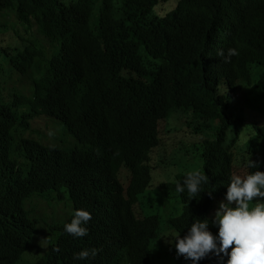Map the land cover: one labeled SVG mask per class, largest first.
Instances as JSON below:
<instances>
[{
	"label": "trees",
	"instance_id": "1",
	"mask_svg": "<svg viewBox=\"0 0 264 264\" xmlns=\"http://www.w3.org/2000/svg\"><path fill=\"white\" fill-rule=\"evenodd\" d=\"M0 13L17 19L0 23V58L10 57L0 61V264H143L146 255L192 264L173 238L198 220L218 238L213 221L234 170L264 172V115L252 110L253 131L241 128L246 107L264 113V0H0ZM230 48L239 54L226 59ZM4 63L29 82L27 93L3 83ZM171 114L185 128L170 125L176 133L163 141L158 127ZM46 120L72 140L38 123ZM190 146L208 177L197 194L186 175L164 183L155 173ZM150 192H163L178 214L163 222ZM58 206L70 211L65 220L54 218ZM76 210L94 216L82 225L90 236L65 231ZM91 248L101 250L74 259ZM228 258L209 253L196 264Z\"/></svg>",
	"mask_w": 264,
	"mask_h": 264
},
{
	"label": "clouds",
	"instance_id": "2",
	"mask_svg": "<svg viewBox=\"0 0 264 264\" xmlns=\"http://www.w3.org/2000/svg\"><path fill=\"white\" fill-rule=\"evenodd\" d=\"M217 54L223 56L224 52L220 51ZM238 54L236 49L230 48L226 59ZM244 123L245 119L241 126L245 127ZM260 125H264V122H259ZM245 148L243 145L235 146L237 152ZM21 151L26 155L23 147ZM239 159L238 163L241 164ZM82 163L85 167V160ZM239 164L236 165L240 166ZM247 164L249 167H258L252 160L247 161ZM60 165H57V169ZM80 177L82 178V174ZM202 182H208V177L195 172L189 173L184 183L190 194H197ZM176 191L183 192L184 188L177 184ZM226 201L220 203L213 221L219 226L218 238L208 231L207 221L198 220L192 224L183 238L180 236L173 238L178 257L183 256L191 260L192 264H196L209 253H214L217 257L224 253L229 256L227 264H264V172L256 171L246 178L233 177L227 189ZM233 204L235 207L231 206ZM91 215L88 210H76L71 222L65 224V231L75 237L86 236L88 229L82 225L93 221L94 216L91 218ZM97 251L83 250L74 254V259H87L90 255L95 257Z\"/></svg>",
	"mask_w": 264,
	"mask_h": 264
},
{
	"label": "rangeland",
	"instance_id": "3",
	"mask_svg": "<svg viewBox=\"0 0 264 264\" xmlns=\"http://www.w3.org/2000/svg\"><path fill=\"white\" fill-rule=\"evenodd\" d=\"M16 20L17 19L14 18V17H12V18L6 17V15L0 13V23H4V21H5V22H8V23H11L12 25H14V24L17 23ZM10 46L12 47V49H14V48L23 49L25 44L22 45V44H18L17 43V44H10ZM56 48H57V46H56ZM9 52L13 53L12 51H9ZM1 57L3 59H5V60L0 58V61L8 62L9 59H10V57L7 56L3 52H1ZM46 67H47V63H46V65H44L42 67V72L43 73L45 72ZM14 76H16L18 79L14 78ZM21 80H22V83H21ZM3 83L7 84L10 90H12V89L17 90L18 89L19 91H24L25 93H27L26 92V88L29 86V82L27 80H25V79H20L17 76V74L12 72L11 68L9 66H7L6 63H4ZM19 83H21V85H17V87H16V84H19ZM7 85H5L6 88H7ZM7 90H8V88H7ZM2 94L4 96H6L7 92L5 90H2ZM3 98H4L5 102L8 103V104L12 102V99H8V98H5V97H3ZM236 106L239 108V110H241V106L242 105H236ZM253 106H255L256 109H250L249 110L246 107L245 114L243 113V116H244V119H245L244 126H245V128L248 129L246 131V133H251V131H253V123H252V119H251L252 116H251L250 112L252 110H256V113H258L259 115H264V113L262 111L261 112H257V110H258L257 107L259 105L253 104ZM167 121L166 122H162L160 124V126H159L160 127L159 128V135H160V138L163 141H165L166 138H168V141H169L170 138H172L175 135V133H176L177 129H173L171 131L170 136H169L168 131H169L170 125L177 126V127L181 126V129L185 128L184 122H182L181 120L177 119L174 114H171L168 117ZM262 121L264 122V118H263ZM189 122L190 123H194V124L195 123H199L194 117L191 118L189 120ZM38 123L41 126L45 127L49 132L51 130H53V127L55 126L56 128H58L57 135H58V137L60 139L66 140V141H68V140L71 141L72 140V138L69 136V134L67 132V129L63 125H61V124H54L53 125L48 120L41 121V122H38ZM246 123H247V125H246ZM241 128H243V126H241ZM207 133H209V131H207ZM192 148L193 147H189V149H187V148L183 149V151H181V153L183 152V154H182L183 156H180V157H177L176 159L167 161L166 166L162 167L163 169H165V171L164 170L163 171L162 170L158 171L156 176L161 174V175H163L164 183H173L175 181L176 177L180 176V175L188 176L189 173H195V172H200L202 174L203 173V162L198 158L199 154L195 153V150H197V149L193 148L194 150L191 153H188L189 151L192 150ZM22 155H25V153H23ZM159 155L161 156V153ZM184 156H187L188 158H186ZM234 173H235V176H240L241 178H246V176H247V174H246L247 170L244 167H240V168L235 169ZM156 176L154 175V177H156ZM145 196L150 200L151 204L154 206V214L155 215H160L163 222L166 220V218H171V217H174L176 214H178L177 212H174L173 215L170 214L169 205L172 207L173 211L175 210L176 206H172L171 205V203H172L171 200H168L167 197L165 198L163 192H150V193H146ZM172 201H175V200H172ZM57 208H58V215H59V217L61 216L60 220H63V219L65 220V216L68 217L70 211L67 210V212H65L64 209H62V208L59 209L60 206H58ZM61 211H63V212H61ZM54 218H58V217L56 216ZM165 234L167 236V244H172V237L171 236L169 237V232L165 231ZM49 235L50 234H48V236ZM48 236L47 235L42 236L41 244L44 247L46 246V241L49 238ZM44 239H46V240H44ZM142 262H143V264H151L150 263V258L148 256H147V258H146V256H144L142 258Z\"/></svg>",
	"mask_w": 264,
	"mask_h": 264
},
{
	"label": "bare ground",
	"instance_id": "4",
	"mask_svg": "<svg viewBox=\"0 0 264 264\" xmlns=\"http://www.w3.org/2000/svg\"><path fill=\"white\" fill-rule=\"evenodd\" d=\"M235 15L237 16V14H235ZM213 26H214V24H213ZM218 26H219V25H218ZM243 44H246V43H243ZM216 66H217V65H216ZM217 68H218V67H217ZM236 87H238V86H236ZM236 89H237V88H236ZM253 89H254V88H253ZM238 90H239V89H238ZM233 92H234V91H233ZM242 93H243V92H242ZM242 96H243V95H242ZM245 97H246V96H245ZM163 98H164V97H163ZM156 101H157V100H156ZM242 105H243V104H242ZM243 108H245V107H243ZM244 114H245V113H244ZM232 119H233V118H232ZM232 119H231V120H232ZM202 122H203V121H202ZM210 122H211V121H210ZM230 122H231V121H230ZM231 123H232V122H231ZM241 124H243V123H241ZM233 125H234V124H233ZM230 126H231V125H230ZM194 128H195V127H194ZM212 129H213V128H212ZM228 130H229V129H228ZM198 131H199V130H198ZM213 131H214V130H213ZM214 132H215V131H214ZM215 133H216V132H215ZM29 134H30V133H29ZM195 134H196V133H195ZM195 134H193V135L195 136ZM31 135H32V134H31ZM211 135H212V134H211ZM213 136H214V135H213ZM192 140H193V139H192ZM200 142H201V141H200ZM197 145H198V144H197ZM190 147H191V146H190ZM194 147H196V146H194ZM212 147H213V146H212ZM90 152H91V151H90ZM90 152H89V154H90ZM201 154H202V153H201ZM81 156H82V155H81ZM72 160H74V159H72ZM75 160H76V158H75ZM75 160H74V161H75ZM77 160H78V159H77ZM192 161H193V160H192ZM198 162H199V161H198ZM203 162H204V161H203ZM76 165H77V163H76ZM199 165H200V164H199ZM153 166H154V165H153ZM203 166H204V165H203ZM69 168H71V167H69ZM152 168H153V167H152ZM193 168H194V167H193ZM184 169H185V168H184ZM197 169H198V168H197ZM212 170H213V169H212ZM197 171H198V170H197ZM257 171H258V170H257ZM259 171H260V170H259ZM75 172H76V171H75ZM77 173H78V172H77ZM155 173H157V171H156ZM230 174H231V173H230ZM61 175H62V174H61ZM56 176H57V175H56ZM58 177H59V176H58ZM60 177H61V176H60ZM62 177H63V176H62ZM62 177H61V178H62ZM177 177H178V176H177ZM177 177H176V178H177ZM61 178H60V179H61ZM63 178H64V177H63ZM56 179H57V178H56ZM58 179H59V178H58ZM60 179H59V180H60ZM64 179H65V178H64ZM64 179H63V180H64ZM63 180H61V181H63ZM179 183H180V182H179ZM65 184H67V183H65ZM184 184H185V183H184ZM49 185H50V183H49ZM182 185H183V184H182ZM183 186H184V185H183ZM183 186H182V187H183ZM174 187H175V186H174ZM186 188H187V187H186ZM45 189H46V188H45ZM184 190H185V188H184ZM186 191H187V190H186ZM183 192H185V191H183ZM186 193H187V192H185V196L187 195ZM114 195H115V194H114ZM115 196H116V195H115ZM186 197H187V196H186ZM97 200H98V198H97ZM123 200H124V199H123ZM186 200H188V199H186ZM199 201H201V199H200ZM96 202H97V201H96ZM193 203H194V202H193ZM194 204H195V203H194ZM55 206H56V205H55ZM197 206H198V205H197ZM95 207H96V206H95ZM62 208H63V207H62ZM65 208H66V207H65ZM132 208H133V206H132ZM199 208H200V207H199ZM202 208H203V207H202ZM57 209H58V208H57ZM57 209H56V210H57ZM59 209H61V208H59ZM97 209H98V208H97ZM52 210L55 211V209H52ZM95 210H96V208H95ZM131 210H132V209H131ZM61 212H63V211H61ZM96 212H97V211H96ZM25 213H26V212H25ZM133 213H134V212H133ZM53 214H54V213H53ZM63 214H64V213H63ZM66 214H67V213H66ZM66 214H65V215H66ZM95 214L97 215V213H95ZM67 215H68V214H67ZM135 215H136V214H135ZM54 216H56V214H55ZM69 216H70V215H68V217H69ZM208 216H209V215H208ZM57 217L59 218V215H58ZM60 217H61V216H60ZM65 217H66V216H65ZM68 217H67V218H68ZM135 217H136V216H135ZM58 218H57V219H58ZM36 220H37V219H36ZM52 220L54 221L53 218H52ZM63 220H64V219H63ZM96 220H97V219H96ZM37 221H38V220H37ZM43 221H44V220H43ZM56 221H57V220H56ZM60 221H61V220H60ZM208 221H209V218H208ZM95 222H96V221H95ZM99 222H100V221H99ZM101 222H102V221H101ZM38 223H39V222H38ZM53 223H54V222H53ZM90 223H91V222H90ZM92 223H93V222H92ZM209 223H210V222H209ZM43 224L45 225V223H43ZM46 224H47V223H46ZM87 224H88V223H87ZM94 224L96 225L97 223H94ZM101 224H102V223H101ZM178 224H179V223H178ZM210 224H211V223H210ZM53 225H54V224H53ZM55 225H56V224H55ZM48 226H49V225H48ZM88 226H89V225H88ZM209 226H210V225H209ZM39 227H41V225H40ZM95 227H96V226H95ZM95 227H94V228H95ZM101 227H102V226H101ZM41 228H43V227H41ZM51 228H52V227H51ZM56 228H57V227H56ZM86 228H87V226H86ZM92 228H93V227H92ZM209 228H210V227H209ZM45 229H46V228L44 227L43 230H45ZM49 229H50V228H49ZM87 229L90 230V228H87ZM38 230L40 231V229H38ZM50 230H51V229H50ZM50 230H48V231H50ZM53 230H54V228H53ZM53 230H52V231H53ZM95 230H96V229H95ZM97 230H98V229H97ZM208 230H209V229H208ZM45 231H46V230H45ZM45 231H43V232H45ZM48 231H47V232H48ZM91 231H92V229H91ZM91 231H90V232H91ZM31 232H32V231H31ZM50 232H51V231H50ZM93 233H94V232H93ZM89 234H90V233H89ZM89 234H88V235H89ZM40 235H41V234H40ZM42 235H43V234H42ZM46 235L48 236V234H46ZM91 235H93V234H91ZM43 236H44V235H43ZM49 236H50V235H49ZM49 236H48V237H49ZM89 236H90V235H89ZM30 238H31V237H30ZM41 238H42V237H41ZM101 238H102V236H101ZM61 239H62V238H61ZM61 239H59V240H61ZM88 239H89V238H88ZM44 240H46V239H44ZM107 240H108V239H107ZM40 242H41V241H40ZM40 242H39V243H40ZM60 243H61V242H60ZM60 243H59V244H60ZM162 244H164V242H163ZM38 245H39V244H38ZM64 245H65V244H64ZM64 245H60V246H63V248H64V247H65ZM41 246H42V245H41ZM41 246H40V247H41ZM38 247H39V246H38ZM40 247H39V248H40ZM41 248H44V247H41ZM41 248H40V249H41ZM59 248H60V247H59ZM69 248H70V247H69ZM84 248L86 249L87 247H84ZM82 249H83V248H82ZM115 249H116V248H115ZM45 250H47V248H46ZM64 250H66V249H64ZM80 250H81V249H79V251H80ZM91 250H92V248H91ZM100 250H101V249H99L98 252H99ZM112 250H113V249H112ZM162 250H163V249H162ZM79 251H77V253H78ZM81 251H82V250H81ZM81 251H80V252H81ZM117 251H118V250H117ZM57 252H58V251H57ZM106 252H107V250H106ZM54 253H55V252H54ZM112 253H114V252H112ZM98 254H99V253H98ZM147 254H148V253H147ZM50 255H51V254H50ZM108 255H109V254H108ZM114 255H115V254H114ZM148 255H149V254H148ZM44 256H45V255H44ZM47 256H48V255H47ZM47 256H46V257H47ZM52 256H53V255H52ZM54 256H55V255H54ZM54 256H53V258H54ZM225 256H226V255H225ZM110 257H111V256H110ZM48 258H49V256H48ZM48 258H47V259H48ZM106 258H107V257H106ZM146 258H147V255H146ZM225 258H226V257H225ZM110 259H111V258H110ZM110 259H109V260H110ZM112 259H113V258H112ZM141 259H142V258H141ZM41 260H43V259H41ZM41 260H39V261H40L39 263L42 262ZM45 260H46V259H45ZM114 260H115V259H114ZM143 260H144V259H143ZM49 261H50V260H49ZM51 261H52V260H51ZM141 261H142V260H141ZM141 261L139 260V262H141ZM110 262H111V261H110ZM42 263H43V262H42ZM42 263H41V264H42ZM49 263H50V262H49ZM43 264H44V263H43ZM45 264H46V263H45ZM53 264H54V263H53ZM80 264H81V263H80ZM141 264H142V263H141Z\"/></svg>",
	"mask_w": 264,
	"mask_h": 264
}]
</instances>
